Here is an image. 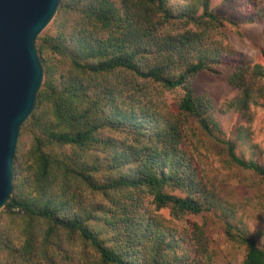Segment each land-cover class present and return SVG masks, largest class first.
Segmentation results:
<instances>
[{
	"label": "trees",
	"instance_id": "trees-1",
	"mask_svg": "<svg viewBox=\"0 0 264 264\" xmlns=\"http://www.w3.org/2000/svg\"><path fill=\"white\" fill-rule=\"evenodd\" d=\"M236 2L264 15V0ZM209 5L210 0H60L36 41L44 80L21 128L13 193L0 212V264H62L69 257L63 243L56 248L61 233L92 248L91 264H191L179 252L180 239L168 240L151 212L142 210L145 198L174 218L211 209L207 199L194 198L202 186L183 148L188 120L223 144L233 165L264 182V167L236 155L234 142L212 117L211 101L192 89L194 76L230 54L207 44L223 26ZM173 23L178 33L169 27ZM54 26L57 32L50 33ZM230 70L235 107L246 109L252 78L263 76L262 67L231 64ZM158 86L183 88L177 116L150 109L148 89ZM4 222L21 228L15 232ZM40 224L46 228L36 239ZM240 242L246 248L242 264H264V248L241 235Z\"/></svg>",
	"mask_w": 264,
	"mask_h": 264
},
{
	"label": "rangeland",
	"instance_id": "rangeland-1",
	"mask_svg": "<svg viewBox=\"0 0 264 264\" xmlns=\"http://www.w3.org/2000/svg\"><path fill=\"white\" fill-rule=\"evenodd\" d=\"M209 8L223 20V26L211 33L207 44L212 42L213 47L225 48L230 54L223 58V64L213 65L210 71L193 77V92L196 97L211 101L212 117L219 124L224 138L234 142L236 155L264 167V15L239 7L236 0H210ZM169 27H173V33L180 30L174 23ZM50 30L55 33L57 27ZM64 64L63 60L62 66ZM231 64L262 67L263 76L252 78V97L246 109L235 107L238 92L227 83ZM182 95L181 87L175 90H164L159 86L149 88L150 109L161 116H177V104ZM182 135L188 162L195 170L198 185L202 186V195L194 194V198L200 202L207 199L212 203L211 209L200 216L185 214L174 218L169 209L156 210L145 198L142 210L151 212L168 240L172 237L180 239L179 252L189 263L242 264L246 248L240 242V235L264 248L263 179L252 171L233 165L224 145L204 134L194 120L183 124ZM24 141L27 152L31 142L28 136ZM170 194L186 196L179 191ZM4 224L6 227L10 225L15 232L21 228L10 222ZM45 228L43 224L36 227V239L39 237L37 232H43ZM62 243L69 257L62 264L94 263L96 255L92 248L78 238L61 233L56 238V248Z\"/></svg>",
	"mask_w": 264,
	"mask_h": 264
},
{
	"label": "water",
	"instance_id": "water-1",
	"mask_svg": "<svg viewBox=\"0 0 264 264\" xmlns=\"http://www.w3.org/2000/svg\"><path fill=\"white\" fill-rule=\"evenodd\" d=\"M60 0H0V211L13 193V166L23 124L44 78L36 41Z\"/></svg>",
	"mask_w": 264,
	"mask_h": 264
}]
</instances>
